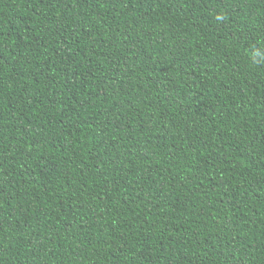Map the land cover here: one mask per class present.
Here are the masks:
<instances>
[{"label": "trees", "instance_id": "1", "mask_svg": "<svg viewBox=\"0 0 264 264\" xmlns=\"http://www.w3.org/2000/svg\"><path fill=\"white\" fill-rule=\"evenodd\" d=\"M0 264H264V0H0Z\"/></svg>", "mask_w": 264, "mask_h": 264}]
</instances>
